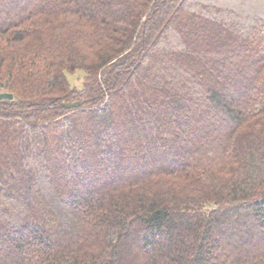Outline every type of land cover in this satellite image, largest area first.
<instances>
[{"label": "trees", "instance_id": "1", "mask_svg": "<svg viewBox=\"0 0 264 264\" xmlns=\"http://www.w3.org/2000/svg\"><path fill=\"white\" fill-rule=\"evenodd\" d=\"M248 2L0 0V264H264Z\"/></svg>", "mask_w": 264, "mask_h": 264}, {"label": "rangeland", "instance_id": "2", "mask_svg": "<svg viewBox=\"0 0 264 264\" xmlns=\"http://www.w3.org/2000/svg\"><path fill=\"white\" fill-rule=\"evenodd\" d=\"M264 0H262L261 1V6H258V5H256V2H259V0H250V2H248V4L245 6L246 7V9H247V11H248V9H250V11L251 10H256V11H260L261 13L263 12L264 13V4H262V3H264L263 2ZM189 24H194V23H192V21H191V23H189ZM186 25L185 26V28H187L188 30H192V26L191 25ZM181 26V25H180ZM206 39H208V38H206ZM209 42V41H208ZM196 46V48H201L202 47V45H195ZM213 45H211V43H208L207 44V46H206V48H211ZM248 65H249V63H247L246 65H244V71H247V69H249L248 68ZM81 71V70H80ZM78 73V72H77ZM79 74V73H78ZM70 76V79L72 80V81H74V82H76L77 84H80V81H81V77H82V74L80 73L79 75H77V74H70L69 75ZM198 112H202L201 110L200 111H198ZM166 123L167 124H170V123H172V120L171 119H168V120H166Z\"/></svg>", "mask_w": 264, "mask_h": 264}, {"label": "water", "instance_id": "3", "mask_svg": "<svg viewBox=\"0 0 264 264\" xmlns=\"http://www.w3.org/2000/svg\"><path fill=\"white\" fill-rule=\"evenodd\" d=\"M13 93L8 91L0 92V98H13Z\"/></svg>", "mask_w": 264, "mask_h": 264}]
</instances>
